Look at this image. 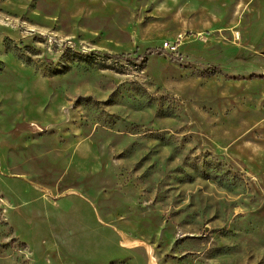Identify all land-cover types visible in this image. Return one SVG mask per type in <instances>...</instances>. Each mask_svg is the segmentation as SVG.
Wrapping results in <instances>:
<instances>
[{"label": "rangeland", "instance_id": "1", "mask_svg": "<svg viewBox=\"0 0 264 264\" xmlns=\"http://www.w3.org/2000/svg\"><path fill=\"white\" fill-rule=\"evenodd\" d=\"M0 264H264V0H0Z\"/></svg>", "mask_w": 264, "mask_h": 264}, {"label": "trees", "instance_id": "2", "mask_svg": "<svg viewBox=\"0 0 264 264\" xmlns=\"http://www.w3.org/2000/svg\"><path fill=\"white\" fill-rule=\"evenodd\" d=\"M158 51V49H154V48H151V47H148V48H146L145 49V53H147V52H157ZM162 51V50H161ZM114 56H116V57H121L122 55H117V54H115Z\"/></svg>", "mask_w": 264, "mask_h": 264}, {"label": "built area", "instance_id": "3", "mask_svg": "<svg viewBox=\"0 0 264 264\" xmlns=\"http://www.w3.org/2000/svg\"><path fill=\"white\" fill-rule=\"evenodd\" d=\"M167 44V42H165V45Z\"/></svg>", "mask_w": 264, "mask_h": 264}]
</instances>
